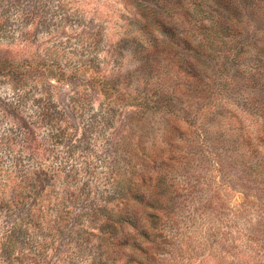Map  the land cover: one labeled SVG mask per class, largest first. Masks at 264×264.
Here are the masks:
<instances>
[{"label": "rangeland", "instance_id": "1", "mask_svg": "<svg viewBox=\"0 0 264 264\" xmlns=\"http://www.w3.org/2000/svg\"><path fill=\"white\" fill-rule=\"evenodd\" d=\"M178 2L184 0H172L177 18ZM163 12L154 0H0V58L39 65L37 96L50 94L62 111L41 122L32 100L20 102L0 83V159L40 174L36 209L45 222L37 229L48 235L13 264H52L60 239L51 234L72 225V214L90 217L105 206L117 182L161 199L140 206L149 236L132 264H264V96L245 71L235 79L230 115L221 109L204 116L215 105L199 109L205 94L194 87L214 78L212 70L188 51L183 55L197 61L190 76L181 55L147 56L140 45L136 20L152 21L156 31ZM245 23L264 31V13ZM212 80L205 92L216 99L222 94ZM47 81L54 84L49 93ZM207 86L204 80L196 88ZM203 144L217 154H204ZM155 212L160 221L148 217ZM81 224L89 230L80 264H120L113 253L95 252L99 232L86 219ZM7 228L2 221L0 237ZM74 250L59 254L69 258Z\"/></svg>", "mask_w": 264, "mask_h": 264}, {"label": "trees", "instance_id": "2", "mask_svg": "<svg viewBox=\"0 0 264 264\" xmlns=\"http://www.w3.org/2000/svg\"><path fill=\"white\" fill-rule=\"evenodd\" d=\"M154 1L164 9L165 13H158L159 17L156 18V24H154L156 31L152 29V21L136 20L140 34L143 36L138 37L141 40L140 45L145 49L144 52L147 53V56L153 54L155 57L164 51L165 54H174V57L181 55L182 64L186 66L190 76L196 74V65L194 64L197 61L202 66H207L205 69L212 70L211 74L215 77L209 79H213V87H218L219 84L215 93L219 90L221 96L216 99L214 94L210 97L206 96L208 93L205 91H208L211 85L209 79L201 77L195 82V86L199 87L205 80V83L208 84L207 87L200 90L194 87L196 95H201L202 92L205 94V96L201 95L199 109L203 110L207 106L214 108L215 105L214 111L204 116L216 115L217 111L221 109L230 110L229 105L232 102L230 96L234 97L230 94L234 90L238 92L237 85L239 83L236 85L235 79L243 78L244 76L241 78L240 76L245 71H249L253 85L255 88L257 86L256 89L264 96V31L255 26L251 29L244 26L246 21H253L261 13H264V0H184V2L177 3L179 6L183 4L182 14L178 18L173 13L172 0ZM162 15L167 19H161ZM179 31L180 33H178ZM188 51L195 52L197 61L191 62L190 57L183 55ZM248 54L250 55V59L247 61L249 65L244 66V57ZM30 67L32 68H24L23 62H16L9 57L0 58V83L11 85L20 102L27 103L32 100L37 106L41 122H51L57 118V114L62 115L61 110L57 109L50 94L37 96L42 92V85L33 79L38 80L37 72L40 74L44 72L40 70L39 65L34 66L33 63H30ZM261 69L263 72H260ZM53 71L50 70L48 73ZM43 87H46L47 93H49L54 84L47 81ZM213 87L210 89H214ZM188 95H183L184 99L182 100L184 101ZM164 101L167 103L165 98ZM245 103L249 104L250 102L247 100ZM229 110L228 114L230 115ZM206 147L205 144L202 145L204 154L211 157L217 154L207 153ZM219 158L217 156L216 160ZM18 168H20L19 164L8 167L0 159V223L7 220L9 225V228L5 229L0 237V262L6 264H13L17 259L15 257L17 253L30 250L36 243H41L39 238H48V235L37 229L38 221L45 222L44 217L36 209L41 194L39 190L41 176L38 173L30 176L21 169L17 170ZM7 195L9 196L7 197ZM72 197V200L77 199L76 196ZM108 199L106 205L101 206L98 210L94 209L90 217H86L85 212L76 216L72 214V225H69L67 229L58 227L57 231L51 234L54 239H60L57 257H54L55 260L52 264L81 263L79 258L86 253L83 240L84 232L89 230L81 224L85 219L99 232L101 241L100 245L95 246L97 254L113 253L114 260H119L120 264H132L136 261L138 257L135 251L145 246V242L141 243L140 241L148 235L145 228H142L144 213L140 206L151 207L155 202L159 205L161 199L158 195H153L152 199L154 200H150L146 195L133 191L129 182L127 186H121L117 182ZM110 205L114 206L110 207ZM36 212L40 215L41 220H39V216L35 217ZM161 216V212L148 215L150 219H156V221H160ZM63 248L66 250L75 249L74 251L77 249V252H74L76 259L74 256L69 258L60 256L59 253ZM123 253L124 261L118 255ZM78 256L80 257L78 258ZM33 261L40 264L37 259H33Z\"/></svg>", "mask_w": 264, "mask_h": 264}]
</instances>
